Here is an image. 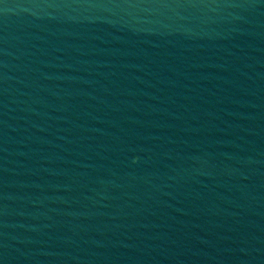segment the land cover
Instances as JSON below:
<instances>
[{
	"label": "water",
	"instance_id": "95a60500",
	"mask_svg": "<svg viewBox=\"0 0 264 264\" xmlns=\"http://www.w3.org/2000/svg\"><path fill=\"white\" fill-rule=\"evenodd\" d=\"M0 264H264V0H0Z\"/></svg>",
	"mask_w": 264,
	"mask_h": 264
}]
</instances>
